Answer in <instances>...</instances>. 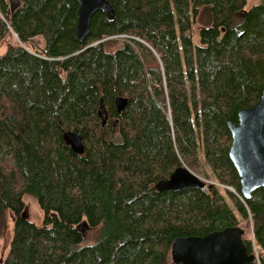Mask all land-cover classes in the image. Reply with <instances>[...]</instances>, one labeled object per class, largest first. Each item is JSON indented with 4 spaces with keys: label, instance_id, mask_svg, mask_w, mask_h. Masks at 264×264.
I'll use <instances>...</instances> for the list:
<instances>
[{
    "label": "trees",
    "instance_id": "1",
    "mask_svg": "<svg viewBox=\"0 0 264 264\" xmlns=\"http://www.w3.org/2000/svg\"><path fill=\"white\" fill-rule=\"evenodd\" d=\"M107 1L115 19L95 14L80 44L77 0H0V44L19 41L0 55V218L14 217L0 264H174L177 239L246 221L264 264V189L243 199L228 128L264 91V0ZM183 165L206 186L158 192ZM84 222L102 228L94 245Z\"/></svg>",
    "mask_w": 264,
    "mask_h": 264
},
{
    "label": "water",
    "instance_id": "2",
    "mask_svg": "<svg viewBox=\"0 0 264 264\" xmlns=\"http://www.w3.org/2000/svg\"><path fill=\"white\" fill-rule=\"evenodd\" d=\"M77 2V41L82 44L91 32L95 14L102 12L112 21L115 19V11L107 0ZM142 43L151 49L145 42ZM117 102L120 107L124 104L123 100ZM228 128L232 135L229 157L240 179L242 197L249 201L255 192L264 189V91L255 106L239 112L238 124L228 121ZM63 140L74 154H85L82 135L64 131ZM205 186L204 179L183 165L168 180L158 183L156 189L160 193L182 192L203 189ZM22 217L25 218L26 214ZM83 227L89 226L84 222L78 228ZM244 237L245 230L237 226L212 232L204 238H179L173 243L171 258L174 264H251L256 261V257L249 254Z\"/></svg>",
    "mask_w": 264,
    "mask_h": 264
},
{
    "label": "rangeland",
    "instance_id": "3",
    "mask_svg": "<svg viewBox=\"0 0 264 264\" xmlns=\"http://www.w3.org/2000/svg\"><path fill=\"white\" fill-rule=\"evenodd\" d=\"M19 2V0H14V5H16ZM259 3V0H248V4L246 7V10L251 9L255 5ZM207 19H199L194 26V33H195V39L198 40V32L199 30L204 27L207 23ZM120 41H124L125 39H118ZM19 43L16 36H13V38H7L2 44H0V55H3L6 53L8 49V45H17ZM36 45L40 48L43 46L42 39H37ZM196 174V173H195ZM198 175V174H196ZM200 178L207 181L203 176L198 175ZM25 205L26 210L25 214L29 221L36 224L37 226H43L44 224V213L39 207L36 199L30 196L25 197ZM245 230V238L251 240L253 230V225L251 221L243 222L240 226ZM82 231L84 233L85 239L83 242V247L94 245L98 239L101 236L102 228L97 229H90L89 227H83ZM14 237V217L11 213H7L4 215L3 218H0V261H3L6 259L8 252L11 248V242Z\"/></svg>",
    "mask_w": 264,
    "mask_h": 264
},
{
    "label": "built area",
    "instance_id": "4",
    "mask_svg": "<svg viewBox=\"0 0 264 264\" xmlns=\"http://www.w3.org/2000/svg\"><path fill=\"white\" fill-rule=\"evenodd\" d=\"M113 39H127L129 38L128 36H115V37H112ZM251 241L253 242V247H254V255L256 257V261L258 264H261L260 262V258H259V253H258V250L256 248V244H255V239H254V232L252 233V237H251Z\"/></svg>",
    "mask_w": 264,
    "mask_h": 264
}]
</instances>
